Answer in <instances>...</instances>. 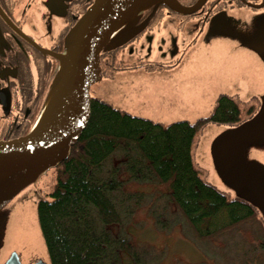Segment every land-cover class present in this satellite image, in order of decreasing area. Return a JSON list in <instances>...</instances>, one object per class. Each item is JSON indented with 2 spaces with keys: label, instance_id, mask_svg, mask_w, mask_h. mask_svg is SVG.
<instances>
[{
  "label": "trees",
  "instance_id": "16d2710c",
  "mask_svg": "<svg viewBox=\"0 0 264 264\" xmlns=\"http://www.w3.org/2000/svg\"><path fill=\"white\" fill-rule=\"evenodd\" d=\"M125 46L102 53L103 79L140 67L149 71L175 67L150 61L120 65L117 54ZM91 97L87 128L69 157L53 168L54 188L37 205L49 264H163L165 251L152 243H138L130 228L137 212L148 205L160 230L174 227L165 212L174 207L193 236L204 242L261 221L255 205L205 179L192 147L208 124L240 125L257 113L256 106L221 94L209 116L163 123ZM141 186L156 190L150 195L138 191ZM258 225L260 241L234 258L239 260L236 264H260L264 258V224Z\"/></svg>",
  "mask_w": 264,
  "mask_h": 264
},
{
  "label": "rangeland",
  "instance_id": "374dc122",
  "mask_svg": "<svg viewBox=\"0 0 264 264\" xmlns=\"http://www.w3.org/2000/svg\"><path fill=\"white\" fill-rule=\"evenodd\" d=\"M235 16L224 20L215 16L205 27L190 25L184 32L176 31L172 23L163 24L143 41L127 42L117 54L120 65L132 67L150 61L175 67L121 71L114 79H103L91 87V94L104 96L133 115L163 123L195 122L207 117L221 94L233 95L259 111L264 107V14L241 19ZM231 128L208 124L192 147L194 160L205 179L234 196L236 190L220 177L212 153L215 139ZM244 151L249 162L264 167V141L248 142ZM54 183L55 170L51 168L0 208V264L12 252L20 255L23 264L35 260L50 263L37 205L54 188ZM137 190L151 195L156 188L141 186ZM148 206L137 212L130 228L138 243H152L165 251L163 264H236L239 254L260 241L256 235L262 236L258 225L264 224L261 212V221L245 223L217 241L204 242L193 236L174 207L165 211L174 227L160 230ZM158 206L163 214L165 203ZM259 261L264 264L263 257Z\"/></svg>",
  "mask_w": 264,
  "mask_h": 264
},
{
  "label": "water",
  "instance_id": "95a60500",
  "mask_svg": "<svg viewBox=\"0 0 264 264\" xmlns=\"http://www.w3.org/2000/svg\"><path fill=\"white\" fill-rule=\"evenodd\" d=\"M159 3L181 13L192 11L180 9L174 0H95L66 35L60 67L37 125L21 139L0 142V208L69 157L91 118V87L103 80L102 53L133 40L142 14ZM251 141H264V107L217 137L212 153L220 177L264 218V167L244 155ZM20 260L14 252L5 264H23Z\"/></svg>",
  "mask_w": 264,
  "mask_h": 264
},
{
  "label": "flooded vegetation",
  "instance_id": "af4514ba",
  "mask_svg": "<svg viewBox=\"0 0 264 264\" xmlns=\"http://www.w3.org/2000/svg\"><path fill=\"white\" fill-rule=\"evenodd\" d=\"M93 1L0 0V142L21 139L37 125L60 67L66 35ZM174 1L180 9L192 11L155 5L138 21L141 29L135 40L143 41L163 24L172 23L176 31L184 32L190 25L205 27L215 16L224 20L230 15L241 19L264 14V0Z\"/></svg>",
  "mask_w": 264,
  "mask_h": 264
},
{
  "label": "crops",
  "instance_id": "0c3cea01",
  "mask_svg": "<svg viewBox=\"0 0 264 264\" xmlns=\"http://www.w3.org/2000/svg\"><path fill=\"white\" fill-rule=\"evenodd\" d=\"M119 73H123V72H118V73H116L115 77H116L117 75H119ZM115 77H114V78H115ZM114 78H113V79H114ZM97 96H98V95H97ZM98 97H99V96H98ZM103 97H104V96H103ZM103 97H99V98H102V99H104V100L107 101V99H105V98H103Z\"/></svg>",
  "mask_w": 264,
  "mask_h": 264
}]
</instances>
